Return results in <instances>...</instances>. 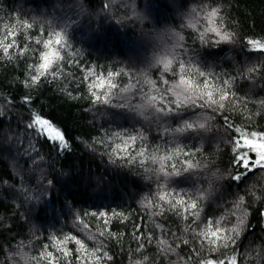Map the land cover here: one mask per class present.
<instances>
[{
	"label": "trees",
	"instance_id": "1",
	"mask_svg": "<svg viewBox=\"0 0 264 264\" xmlns=\"http://www.w3.org/2000/svg\"><path fill=\"white\" fill-rule=\"evenodd\" d=\"M212 8L220 9L214 25L207 18ZM25 21L33 26L24 28ZM5 26H15L16 47L11 58L0 52V264H48L39 259L47 252L59 258L54 264H200L233 256L238 264H264V169L234 180L242 170L233 166L229 139L235 129L264 133V52L247 43L264 42V0H0V38ZM212 26L231 33V42L217 43L216 34L206 31ZM53 30L66 33L63 60L55 78L49 74L29 87L30 65L42 50L35 40ZM178 36L184 47L172 48ZM21 47L28 49L24 55ZM172 51L212 73L215 84L232 79L235 96L224 110L189 106L164 117L135 108L149 92L145 78L162 88L178 82L172 74L178 64L168 73L156 64ZM121 68L134 79L117 77L116 89L93 88L96 77L84 79L87 69L103 75ZM130 84L136 85L132 91H122ZM36 115L61 131L67 148L27 127ZM176 115L206 122L205 128L175 132L184 123L173 122ZM137 133L146 139H137L129 155L141 148L157 157L172 155L165 170L180 174L165 177L158 160L141 165V158L132 164L117 159L125 153L116 146L123 149L127 134ZM188 164L194 167L185 171ZM161 192L198 200L199 217L182 207L171 210L159 200ZM201 192L205 198L199 200ZM240 196L244 203L237 208ZM145 198L151 209L142 205ZM161 204L163 214L153 215ZM100 212L107 216L93 215ZM241 219L238 236L225 233L235 238L227 248H213L196 235L210 220L229 230ZM65 237L70 239L60 244ZM97 248L96 255L106 252L111 260L95 261Z\"/></svg>",
	"mask_w": 264,
	"mask_h": 264
},
{
	"label": "snow or ice",
	"instance_id": "2",
	"mask_svg": "<svg viewBox=\"0 0 264 264\" xmlns=\"http://www.w3.org/2000/svg\"><path fill=\"white\" fill-rule=\"evenodd\" d=\"M105 8L108 7L107 4L104 5ZM220 9L212 8L207 13V18L211 24H215V19L219 16ZM33 25L28 22H23V27L26 29H30ZM190 27H195L194 24L189 25ZM206 31L215 33L219 38L216 42L219 43L221 41L231 42L232 34L226 31H222L220 28L212 26ZM48 38L45 39L43 35L35 40L37 45L41 46V51L39 52V62L33 65H30V69L32 70L29 76L28 85L29 87L37 85L41 78L47 77L49 74L53 75L55 78L56 71H58L59 62L63 60V56H61V49L67 47V39L66 33L61 31H55L47 34ZM16 31L15 26L9 29L5 26L4 35L0 38V52L3 53L4 56H8L11 58L10 50L16 47L15 43ZM201 39H204L203 34L201 35ZM183 41L182 36H178V42L176 47L183 48L184 45L180 43ZM247 43L251 46L252 50L264 52V42L260 40H248ZM28 49L21 47L20 54L24 55ZM178 64V68L176 72L172 74L174 76H178V82L172 85L171 87H158L157 81L145 78V83L150 86L149 92L144 93L145 103L141 105H136L135 108L144 110L146 108H151L154 114L158 116H168L169 114H177L181 108H186L189 106L204 108L207 111H211L213 113L217 111L224 110L231 99L235 96V93L231 91L232 79H225L220 82V84L214 83V77L212 73L205 72L199 65L193 62V59H189L188 61H184L179 59L175 51L166 52L163 55L156 58V64L161 66L162 73H168L171 71L173 64ZM87 75L84 77L85 80L91 82L93 77H96L97 83H90V86L93 88H99L106 86L109 89H116L118 85L115 83V79L117 77H121L124 75H128L130 80L134 79V73L121 68L119 71H108L107 73L101 75L95 72L93 69H87ZM249 72L254 71L253 68L248 69ZM202 78V79H197ZM139 83V81H137ZM163 85H168L169 81L167 79H163ZM135 84H130L122 91L129 92L135 87ZM150 92H155L156 94H149ZM111 93H104L105 96L110 95ZM95 95V92H93ZM170 97H174L170 98ZM96 100H99V96L96 97ZM119 107H125L124 104L119 105ZM141 114L143 112L141 111ZM176 119L183 120L184 123L181 127L174 129L175 132H185L187 130H199L204 129L205 123H196L194 121H188L184 116H174L173 122ZM227 116L224 117V121H227ZM30 129H34L38 134L43 135L44 138L48 141H51L53 146L60 148H67L68 145L65 142V137L58 129L54 128L52 123L48 119L42 118L41 115H36L31 119V123L27 126ZM227 127L229 129H233V125L228 124ZM118 136H122L125 134H117ZM128 139L124 141V148L121 149L120 145H117V149L124 152V156L117 157V159H124L127 163L132 164L139 159V163L144 165L146 160H151L152 162H160V168L158 169L159 173L164 175L165 177L171 175H179V170L176 172H167L165 170L164 161L171 160L172 155L168 156H160L157 157L155 154H147L144 148H141L137 151L136 155H129V150L132 145L135 144L137 139L144 140L146 137L142 133H137L136 135L127 134ZM233 148V158L232 163L236 169H240L236 176L233 177L234 180H241V178H247L249 174L254 175L257 169H264V133H257L255 131L252 132H242L240 129H235L233 135L229 137ZM181 150L178 149L176 154L178 155ZM115 163V160L111 161ZM175 167V166H173ZM194 167L192 164H188V168L191 169ZM146 172L152 171V169H145ZM171 194L161 192L159 194V200L163 202V204H167L168 207L173 211H178V207H182L184 213L187 215L199 217L200 213L196 211L198 208V200L189 198L188 201H185L182 197L180 199H176L172 197L170 199ZM205 198V194L203 192L200 193L198 199L202 200ZM147 203L142 201V205L146 208L151 209L153 207V202L150 199H147ZM175 201V202H173ZM244 203V197L240 196L238 201L236 202V207L239 208ZM163 204L159 205V212L153 213V215H161L165 211ZM93 215H98L103 218L107 216V213H93ZM115 216H123V213L114 212ZM124 219H127L125 216ZM223 219V217H221ZM110 217L104 220V224H108ZM196 223L195 220L192 222ZM243 224V219L239 221V224L229 230H223L220 227V221H208L205 228L196 233L197 236L205 239L207 243L213 248L218 247H228L229 243H235V238L232 235L225 234L226 232L235 233L237 236L239 235V226ZM159 227V225H157ZM87 227V225L85 226ZM199 227V225H197ZM191 229V225H189ZM107 233V229L105 231L100 232L101 236H104ZM70 237H65L64 241H60V244L66 243ZM77 244H80V247L83 249L84 245L81 241L77 240ZM160 243L162 245H166L167 242L165 240H161ZM187 243V241H184ZM143 247V245H141ZM63 251L64 257L70 255V253L64 249H60ZM163 251H174L171 248H164ZM101 249L97 248L94 250L92 255L95 257V261H100L101 259L111 260V257L108 256L106 252L102 255H96V253L100 252ZM41 260H47L48 264H54V262H58L57 257L53 256L51 252H47L46 254L41 255L39 258ZM200 264H238L236 257H231L228 259H219V260H204L201 261Z\"/></svg>",
	"mask_w": 264,
	"mask_h": 264
},
{
	"label": "rangeland",
	"instance_id": "3",
	"mask_svg": "<svg viewBox=\"0 0 264 264\" xmlns=\"http://www.w3.org/2000/svg\"><path fill=\"white\" fill-rule=\"evenodd\" d=\"M53 6L56 8L55 4H53ZM174 41H175V40H172V41H171V43L174 44L172 48L176 47V45H177ZM249 89L252 90V89H253V86H250V85H249Z\"/></svg>",
	"mask_w": 264,
	"mask_h": 264
}]
</instances>
